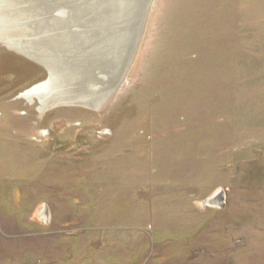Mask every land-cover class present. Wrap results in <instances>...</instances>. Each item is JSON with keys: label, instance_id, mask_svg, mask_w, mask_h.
<instances>
[{"label": "rangeland", "instance_id": "1", "mask_svg": "<svg viewBox=\"0 0 264 264\" xmlns=\"http://www.w3.org/2000/svg\"><path fill=\"white\" fill-rule=\"evenodd\" d=\"M11 1L59 87L121 83L41 113L49 70L0 37V264H264V0Z\"/></svg>", "mask_w": 264, "mask_h": 264}, {"label": "bare ground", "instance_id": "2", "mask_svg": "<svg viewBox=\"0 0 264 264\" xmlns=\"http://www.w3.org/2000/svg\"><path fill=\"white\" fill-rule=\"evenodd\" d=\"M38 1H40V0H38ZM3 2H5V4H7L8 6H9L8 3L14 4V2H12L11 0H4V1L0 0V37L2 38L3 42L7 43V45L11 49H15L21 53H24L25 55H27L29 57L36 59L37 61L42 63L49 70V72L51 74V78L49 80H47L46 82H43L37 86H34L33 88H31L28 91H26L25 93H23V98L28 99L31 103L35 99H38L40 101L39 111L41 113H44L48 109H50V108L52 109V107H55L57 105L60 106V105H71V104H73V105H76V104L77 105H84V106H87L89 108L99 109L102 106L101 105L102 102L108 97V96H105V95H107L108 91L114 93V91L119 87L121 81L119 80V78L116 75H118L117 72H119L120 69L118 66L115 67L116 69H114L113 63L112 62L110 63V61L106 62L107 68H108L107 70L104 69V67H102V68L100 67V68H101L103 74L109 72L108 77L111 78V80H109L107 77H104L106 75H103L104 78L103 77L100 78V76L99 77L93 76L94 78L92 80H88V82L84 80L83 85L80 84L81 87H76L77 89H75V90L72 89L71 90L72 92L70 91V88H67V87L64 88V86H63V88L59 87L61 85L60 83H63V81H64V79H62L60 77L61 71L59 72V68H58V66L60 65L59 64L60 61L58 62L56 60V58L54 59L52 57L51 53L47 54V53L43 52L39 48V46H36V44H34V43H29V44H31V45H29L26 40L24 41V40L17 39V38L15 39L16 36L12 33L13 29L8 27L9 23L7 24L8 21H6V20H8L9 17H10L9 19H13L14 14L12 15V12H9V9H7V10L5 8L3 9V7H4ZM57 2L59 3L60 1L57 0ZM37 3H38L37 5H35L36 4L35 3V4H33V6H35V7L39 6L40 3L39 2H37ZM44 3L47 4L48 1L44 2ZM62 4L63 3H61V5ZM64 4H66V3H64ZM66 5L68 6V4H66ZM147 6H148V4H147ZM37 10H39V7L37 8ZM47 10H49V9L47 8ZM1 11H3V13H1ZM4 19H6V20H4ZM142 20H143V16H142V19H140V22ZM75 23H76V21H75ZM82 27H84V26H82ZM54 37H56V35ZM137 41H138V36H137L136 40H134L131 51L129 52L128 56H126L127 57V59L125 60L126 62H124L122 64L123 69H122L120 74H122V72L126 71V69L128 67L127 66L128 63H130V61L132 60L133 53L136 52L135 50L133 51V47L135 46V44H137ZM37 45H39V44H37ZM98 59H100V58H98ZM102 66H105V63H103ZM109 68H110V71H109ZM103 69H104V71L106 70L107 72L106 71L104 72ZM111 70H113V71H111ZM114 72H116V73H114ZM109 75H113V77H110ZM114 78H118V79L114 80ZM121 78L122 77H120V79ZM70 85L72 86V81H70L69 86ZM95 85L102 87V89H100L98 92L92 91V89H90V88L91 87L93 88V86H95ZM57 89L58 90L60 89L62 91L55 92V90H57ZM105 91H107V93H104ZM224 202H225V196L223 194V190H220L217 193H215L214 195L210 196L208 199H206L204 201V205L207 207L220 208ZM40 214H41L40 218L42 220H44L46 222L49 221L48 208L46 205L43 206Z\"/></svg>", "mask_w": 264, "mask_h": 264}, {"label": "flooded vegetation", "instance_id": "3", "mask_svg": "<svg viewBox=\"0 0 264 264\" xmlns=\"http://www.w3.org/2000/svg\"><path fill=\"white\" fill-rule=\"evenodd\" d=\"M28 101V100H27ZM29 102V101H28ZM39 103H40V101H38ZM34 103H36V101H32V103H30V104H34Z\"/></svg>", "mask_w": 264, "mask_h": 264}]
</instances>
